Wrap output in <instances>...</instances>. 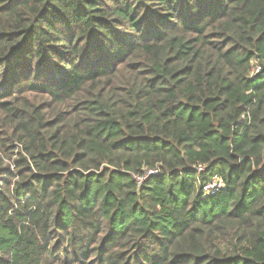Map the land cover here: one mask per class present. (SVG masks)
<instances>
[{
	"label": "trees",
	"instance_id": "1",
	"mask_svg": "<svg viewBox=\"0 0 264 264\" xmlns=\"http://www.w3.org/2000/svg\"><path fill=\"white\" fill-rule=\"evenodd\" d=\"M0 264H264V0H0Z\"/></svg>",
	"mask_w": 264,
	"mask_h": 264
},
{
	"label": "built area",
	"instance_id": "2",
	"mask_svg": "<svg viewBox=\"0 0 264 264\" xmlns=\"http://www.w3.org/2000/svg\"><path fill=\"white\" fill-rule=\"evenodd\" d=\"M260 71V67L257 66L255 68V72H259ZM222 185L221 182L214 180L213 183H209L206 187L205 190L208 191V193L213 192L214 190H216L218 187H220Z\"/></svg>",
	"mask_w": 264,
	"mask_h": 264
},
{
	"label": "rangeland",
	"instance_id": "3",
	"mask_svg": "<svg viewBox=\"0 0 264 264\" xmlns=\"http://www.w3.org/2000/svg\"><path fill=\"white\" fill-rule=\"evenodd\" d=\"M33 96H31V98H32ZM12 150H10V152H11ZM15 158V156H12V158L11 159H9V158H6L5 159V164H12V162H13V159Z\"/></svg>",
	"mask_w": 264,
	"mask_h": 264
}]
</instances>
